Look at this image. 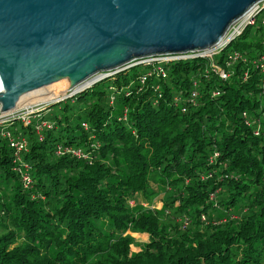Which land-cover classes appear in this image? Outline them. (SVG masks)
<instances>
[{
  "label": "trees",
  "instance_id": "1",
  "mask_svg": "<svg viewBox=\"0 0 264 264\" xmlns=\"http://www.w3.org/2000/svg\"><path fill=\"white\" fill-rule=\"evenodd\" d=\"M262 64L264 12L1 126L0 264H264Z\"/></svg>",
  "mask_w": 264,
  "mask_h": 264
},
{
  "label": "water",
  "instance_id": "2",
  "mask_svg": "<svg viewBox=\"0 0 264 264\" xmlns=\"http://www.w3.org/2000/svg\"><path fill=\"white\" fill-rule=\"evenodd\" d=\"M263 1L0 0V111L65 74L62 62L88 59L108 77L147 58L208 49Z\"/></svg>",
  "mask_w": 264,
  "mask_h": 264
},
{
  "label": "rangeland",
  "instance_id": "3",
  "mask_svg": "<svg viewBox=\"0 0 264 264\" xmlns=\"http://www.w3.org/2000/svg\"><path fill=\"white\" fill-rule=\"evenodd\" d=\"M77 59V58H76ZM79 59V57H78ZM67 62V61H66ZM62 62L58 65V67L60 69H62L64 71V69H66V66L68 64V62ZM78 63L75 65L74 69L72 72H66L64 74V72L62 73V75L60 76H56L55 73H53L50 76H55L57 78V82H55L54 84H50V85H43L40 88H37L33 91H25V93L23 94L24 97V101H23V105L19 106L14 112L13 115L17 118V117H22L24 114H26L28 111L32 112L33 109L36 110H40L41 108H44L50 104H52V99L51 100H46L45 98L49 97V93H51V97L52 95L54 96V94H59L58 96H56L54 99H58V98H64L66 96L72 97L74 96L73 93L74 92H82L85 89L91 87L94 83L98 82V77L100 76L101 72L99 71V68H97V66L94 67V69L96 71L93 72V69H91L92 67L88 66V61L85 60V62H81V61H77ZM100 73H99V72ZM48 76V75H47ZM78 78H82L83 81L82 82H88L87 85H85L82 88H74V89H70L69 88V82L71 80H76ZM89 84V85H88ZM68 87L69 90H63V88ZM53 99V100H54ZM1 112V111H0ZM3 113V112H2ZM5 113V112H4ZM145 207H149V208H160L163 204V199L162 196L157 197L156 199H154L153 201H146L143 202ZM133 236L136 238L138 243H142L145 241L149 240V235L148 234H143V233H136L133 234ZM132 250H139L138 247L132 246Z\"/></svg>",
  "mask_w": 264,
  "mask_h": 264
},
{
  "label": "built area",
  "instance_id": "4",
  "mask_svg": "<svg viewBox=\"0 0 264 264\" xmlns=\"http://www.w3.org/2000/svg\"><path fill=\"white\" fill-rule=\"evenodd\" d=\"M262 12H264V1L263 2H260V3L259 2L256 3L252 7V9L250 10V12L246 13L245 15H243L241 18H239L230 27V29L227 31V33L223 36V38L218 43H216L215 45H213L212 47H210L208 49L199 50V51H197L195 53H191V54H180V55L151 57V58L145 59L143 63H150V62H153V61H171V60H175V59H183V58H190V57H205V58H208L209 60L213 61L214 58H215V56L218 53H220L237 36H239L240 34H242L243 31L248 26L254 25L255 22H256V18ZM240 57H241V55H240L239 52H234L233 57H232V60L233 61H236ZM212 65L217 69V71L219 72V75L223 79H226L228 77V74L224 70L220 69L218 65H216L214 63H212ZM262 69L264 71V64H262ZM161 71L163 72L162 69H161ZM163 75H165V74L163 73ZM98 78H99L98 81H100L101 79H103L105 77H101V75H100ZM2 90H3V85H2L1 78H0V91H2ZM194 96H195V94H194ZM14 111L5 112V113L4 112L3 113L0 112V127L3 126V125L8 124L10 122H14V120H16V119H22L24 122H26L28 124L29 123V120H30L29 118L31 117V115L33 113L37 112L38 110L33 109L32 112L28 111L22 117H17V118L13 115V112ZM11 145H12V147H15L18 150L26 147L25 141H18V140H13V139L11 140ZM77 155H81V153H77ZM23 180H24L25 186H28L29 183L31 182L29 173L26 172L24 174Z\"/></svg>",
  "mask_w": 264,
  "mask_h": 264
},
{
  "label": "bare ground",
  "instance_id": "5",
  "mask_svg": "<svg viewBox=\"0 0 264 264\" xmlns=\"http://www.w3.org/2000/svg\"><path fill=\"white\" fill-rule=\"evenodd\" d=\"M85 60H88V59H85ZM76 62H73V63H69L67 66H66V69H65V73L66 72H72L73 71V69H74V67H75V64ZM88 66H89V63H88ZM50 83H49V85L50 84H54L55 82H57L56 81V79L55 78H52V77H50ZM81 81H83V79L82 78H78V79H76V80H71L68 84H69V88L70 89H74V88H76L77 86V88H82V87H84L85 85H87V83L88 82H82L81 83ZM63 90H69L68 89V87H64L63 88ZM49 95V97L48 98H45L46 100H51L52 99V101H53V99L56 97V96H58L59 94H54V96L52 95V97H51V93H49L48 94ZM54 100H56V99H54ZM23 101H24V97H22L21 98V101H20V104H19V106H22L23 104Z\"/></svg>",
  "mask_w": 264,
  "mask_h": 264
}]
</instances>
